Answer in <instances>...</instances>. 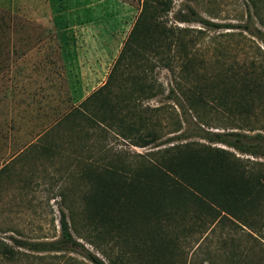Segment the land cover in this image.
Instances as JSON below:
<instances>
[{"label":"trees","instance_id":"16d2710c","mask_svg":"<svg viewBox=\"0 0 264 264\" xmlns=\"http://www.w3.org/2000/svg\"><path fill=\"white\" fill-rule=\"evenodd\" d=\"M139 1L140 12L105 82L64 112L43 134L40 152L47 158L55 157L61 163L60 176L74 183L62 188L60 196L74 223L81 221L79 227L74 224L78 238L91 244L106 241L121 246L110 256L111 264H132L135 255L150 264L164 253L171 255L169 249L178 248L182 237L204 235L219 224L231 225L235 231L236 227L246 228L253 243L244 260L236 248L237 240L231 236L228 263L258 264L253 255L259 252L264 264V239L259 247L257 242L264 238V171L248 167L235 152L264 154V134L245 131L254 130L252 124L264 113V50L251 39L255 44L252 57L227 64L216 60L209 67L208 60L195 49L201 29L191 34L188 28L168 23L165 16L173 0ZM250 1L264 26V16L259 12L264 0ZM190 12L197 15L192 7ZM199 18L177 16L181 22L198 19L207 26H220ZM241 27L264 45V30L256 26L251 12ZM160 67L172 73L173 84L165 97L184 114L189 112L209 124L210 115L221 111L235 122L231 128L243 130L199 127L196 134L204 140L180 133L175 137L185 140L159 142L171 126L174 131L182 128L175 108L147 103L165 93L157 75ZM110 136L157 148L127 156L109 143ZM71 194L74 201L67 203ZM61 213L58 238L11 236V243L0 238V264L29 258L39 263L47 252L76 247L84 250L92 264H109L74 236L64 208ZM133 220L134 241L130 236Z\"/></svg>","mask_w":264,"mask_h":264},{"label":"rangeland","instance_id":"374dc122","mask_svg":"<svg viewBox=\"0 0 264 264\" xmlns=\"http://www.w3.org/2000/svg\"><path fill=\"white\" fill-rule=\"evenodd\" d=\"M190 7L197 15L190 12ZM140 8L139 0H0V144H4V160L8 161L4 171H0V238L3 241L11 243V236L27 240L58 238L62 208L74 236L80 235L75 225L79 227L81 221L74 223L60 196L62 188L74 183L65 175L60 176L61 163L55 157L47 158L40 152L43 134L64 112L105 82ZM249 12L256 26L264 30L250 0H173L171 11L165 17L169 24L188 28L191 34L201 29L195 49L208 60L210 67L216 60L227 64L252 57L255 44L251 39L264 50V45L241 27L249 20ZM259 12L264 16V5ZM179 14L201 17L220 26H207L198 19L181 22L177 20ZM157 75L165 93L147 103L165 105L169 110L175 108V116L182 125L179 131L171 126V131L165 132L159 142L185 140L175 137L180 133H187L189 139L204 140L196 134L199 127L213 131L243 130L231 128L236 126L235 122L221 111L210 115L209 124L201 123L189 112L184 114L165 97L173 84L172 73L160 67ZM252 125L254 130H245L247 133L264 134V113ZM109 143L133 157L134 153L157 148L136 146L115 136H110ZM235 152L248 167L264 171V154ZM73 201L71 194L66 202ZM131 229L133 240L134 220ZM231 229V225L219 224L204 235L192 233L182 237L178 248L169 249L171 255L164 253L150 264H227L231 236L237 240L240 257L247 260L248 248L253 243L248 230ZM263 239L258 238L261 241H257L258 247ZM78 240L109 264L110 256L121 248L106 241L91 244ZM83 253L81 247H76L47 252L43 262L29 258L16 264H92ZM261 254L253 255L258 264H262ZM132 264L145 262L135 255Z\"/></svg>","mask_w":264,"mask_h":264},{"label":"crops","instance_id":"0c3cea01","mask_svg":"<svg viewBox=\"0 0 264 264\" xmlns=\"http://www.w3.org/2000/svg\"><path fill=\"white\" fill-rule=\"evenodd\" d=\"M8 151H9V147ZM4 154H5V148H4V144L1 143L0 144V170L8 163V161L4 160Z\"/></svg>","mask_w":264,"mask_h":264}]
</instances>
